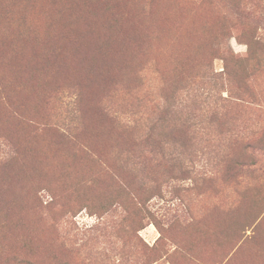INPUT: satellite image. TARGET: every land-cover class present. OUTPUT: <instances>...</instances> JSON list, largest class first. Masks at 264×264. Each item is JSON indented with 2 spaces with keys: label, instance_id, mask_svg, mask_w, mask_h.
<instances>
[{
  "label": "rangeland",
  "instance_id": "374dc122",
  "mask_svg": "<svg viewBox=\"0 0 264 264\" xmlns=\"http://www.w3.org/2000/svg\"><path fill=\"white\" fill-rule=\"evenodd\" d=\"M264 0H0V264H264Z\"/></svg>",
  "mask_w": 264,
  "mask_h": 264
},
{
  "label": "trees",
  "instance_id": "16d2710c",
  "mask_svg": "<svg viewBox=\"0 0 264 264\" xmlns=\"http://www.w3.org/2000/svg\"><path fill=\"white\" fill-rule=\"evenodd\" d=\"M257 141H251L244 144V149H250V150H258V149H264V147H261L259 145H256Z\"/></svg>",
  "mask_w": 264,
  "mask_h": 264
}]
</instances>
